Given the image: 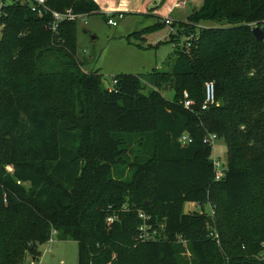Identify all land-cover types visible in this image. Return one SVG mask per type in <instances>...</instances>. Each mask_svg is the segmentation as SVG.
<instances>
[{
  "label": "trees",
  "instance_id": "1",
  "mask_svg": "<svg viewBox=\"0 0 264 264\" xmlns=\"http://www.w3.org/2000/svg\"><path fill=\"white\" fill-rule=\"evenodd\" d=\"M48 3L58 12L100 15L107 22L130 14L122 4L123 10L108 14L96 0ZM174 15L180 19L171 26L177 33L170 35L176 45L170 70L146 79L119 75L111 91L78 56L79 22H65L53 33L50 16L39 18L20 3L6 9L0 264L38 258L37 244L55 234L78 244V264H179V249L186 246L197 264H212L230 234L239 255L229 264H264V217L229 234L217 203L222 195L232 210L253 207L264 177V42L253 33L264 31V0H194L178 4ZM156 18L158 26L167 25ZM190 35L196 39L185 50L181 44ZM147 79L158 89L170 86L174 99L144 94ZM208 83L215 85L216 100L203 110ZM209 134L228 148L219 181L213 148L204 144ZM184 135L192 143L182 145ZM186 203H210L213 214L186 213ZM140 212L156 240L140 238ZM109 215L117 216L111 225Z\"/></svg>",
  "mask_w": 264,
  "mask_h": 264
},
{
  "label": "rangeland",
  "instance_id": "2",
  "mask_svg": "<svg viewBox=\"0 0 264 264\" xmlns=\"http://www.w3.org/2000/svg\"><path fill=\"white\" fill-rule=\"evenodd\" d=\"M201 5L202 2L199 1L192 9H198ZM174 18L178 17L174 15ZM113 19L118 21V26H110L100 15H92L86 18V21L78 23V56L82 61H86L87 72H100L103 75L104 88L111 89L119 75H137L146 79L147 75L155 71L170 70L175 60L174 43L170 38L174 29L171 26H158L157 18L133 13L123 14L122 17L117 15ZM214 24L201 23L204 27ZM149 81L150 79H147L143 83L144 94L151 95L158 91L168 100L174 99L175 93L171 91L170 86L164 85L158 89ZM212 160L227 164L228 148L223 138L214 141ZM260 163L264 166V157ZM256 195V205L239 211L230 209L223 196H219L218 212L225 219L224 225L229 234L232 230L264 217V177L256 184ZM184 210L192 214L203 211L207 215L213 214L210 203L204 207L196 203H186ZM230 220L233 221L232 228L228 226ZM230 235L222 250L226 252L220 251L212 264H229L232 258L238 257L237 240H233L235 234ZM240 236H245L244 232ZM52 238V241L37 244L40 255L36 259L28 257L27 264H78V244L74 241H60L56 234ZM248 238H244V241ZM245 242L250 243L251 239ZM178 260L179 264H197V259L189 246L179 249Z\"/></svg>",
  "mask_w": 264,
  "mask_h": 264
},
{
  "label": "built area",
  "instance_id": "3",
  "mask_svg": "<svg viewBox=\"0 0 264 264\" xmlns=\"http://www.w3.org/2000/svg\"><path fill=\"white\" fill-rule=\"evenodd\" d=\"M20 3L22 5H27L31 11L39 18H45L50 16L52 21L50 23V27L53 33H57L59 30V27L65 23V22H79V21H86V16L83 15H76L72 13V11L68 12H58L52 9V7L49 5L48 0H0V34L4 28L3 24L1 23V18L6 13V9L13 4ZM122 17V16H121ZM165 22L167 25L172 26L173 21L169 18H165ZM108 24L110 26L116 27L118 26V21L115 19L110 18L108 20ZM173 34H176L177 32L174 30ZM193 39H196V35H190L187 38L184 39V43L181 44V47L185 50L190 49L193 46ZM176 45L174 46V48ZM117 84V81L114 80L113 87L110 89L111 91L114 89V86ZM216 100V88L214 83H208L206 87V100L203 104V110H207L208 107L215 104ZM184 105L186 108L191 109L194 106V102L189 99L188 93H185V101ZM218 139V136L215 134H209L204 139L205 145H210L213 148L214 141ZM180 143L182 145H188L192 143V139L188 135L182 136L180 139ZM215 172H216V180L219 181L224 177L225 173V167L226 164L223 165L220 162L215 161ZM140 218L144 221V225L141 227V236L140 238L142 240H156V232L152 235L149 232V228L146 225V222L149 220V217L144 213L140 212ZM117 220L116 215H109L107 218L108 224H113ZM55 234V232H53ZM213 235V234H212ZM215 238L218 239V235H215ZM53 238L50 239L52 241ZM219 243V240H218ZM264 246V245H263Z\"/></svg>",
  "mask_w": 264,
  "mask_h": 264
},
{
  "label": "crops",
  "instance_id": "4",
  "mask_svg": "<svg viewBox=\"0 0 264 264\" xmlns=\"http://www.w3.org/2000/svg\"><path fill=\"white\" fill-rule=\"evenodd\" d=\"M101 5L102 9L112 14L123 10V7H127L125 11L130 14L146 15L150 13V10L156 8L150 16L152 17H164L169 18L172 21L176 20L173 16L176 6L178 4L184 5L185 2L191 5V1L194 0H96ZM180 19V18H177Z\"/></svg>",
  "mask_w": 264,
  "mask_h": 264
},
{
  "label": "water",
  "instance_id": "5",
  "mask_svg": "<svg viewBox=\"0 0 264 264\" xmlns=\"http://www.w3.org/2000/svg\"><path fill=\"white\" fill-rule=\"evenodd\" d=\"M253 33L257 40L264 42V31L261 28H255Z\"/></svg>",
  "mask_w": 264,
  "mask_h": 264
}]
</instances>
